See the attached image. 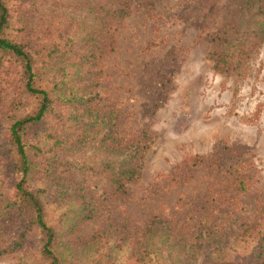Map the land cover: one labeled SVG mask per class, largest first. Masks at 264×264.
<instances>
[{
  "label": "trees",
  "instance_id": "1",
  "mask_svg": "<svg viewBox=\"0 0 264 264\" xmlns=\"http://www.w3.org/2000/svg\"><path fill=\"white\" fill-rule=\"evenodd\" d=\"M35 1L0 0V85H15L17 94L0 117V256L13 254L19 264H87L92 249L115 238L110 246L125 247V264H222L224 249L235 242L252 247L238 264H264V204L257 220L240 223L238 233L229 209L214 216L219 199L236 205L237 195L250 188L242 144L190 155L175 166L168 175L174 182L189 181L205 162L222 171V189L207 187L203 205L181 218L158 212L137 225L109 219L92 235L79 234L104 201L128 197L154 141L146 127L122 129L114 100L98 88L104 57L116 46L114 19L132 7L150 15L155 3L81 0L76 11L88 23L76 13H56L35 35L26 32L18 10L28 4L34 12ZM228 9L222 27L207 36L208 58L225 77L247 72L264 44V0H230ZM159 105L156 99L153 110ZM88 177L105 181V190L85 185ZM109 259L105 263L113 264Z\"/></svg>",
  "mask_w": 264,
  "mask_h": 264
},
{
  "label": "rangeland",
  "instance_id": "2",
  "mask_svg": "<svg viewBox=\"0 0 264 264\" xmlns=\"http://www.w3.org/2000/svg\"><path fill=\"white\" fill-rule=\"evenodd\" d=\"M80 2L36 0L34 12L29 11L28 4L18 10L22 11L26 32L36 35L48 23L44 19L56 13H76L88 23L87 15L76 11ZM229 2L154 0L150 15L132 7L128 14L114 19L116 46L104 57V76L98 90L114 100L122 129L146 127L154 141L144 155L141 178L129 186L128 197L104 201L95 218L82 225L80 235H92L109 219L137 225L154 213L179 219L189 208L200 207L207 187L217 193L222 189V171L205 162L193 168L189 181L174 182L168 175L187 156H208L225 145L236 144L247 147L240 160H246L244 170L250 188L237 195L236 205L219 199V212L214 216L228 209L233 212L236 219L231 224L236 233L240 223L257 220L264 204V44L254 53L247 72L225 77L214 71L207 36L222 27L230 13ZM30 40L37 41L33 35ZM160 75L165 78H158ZM0 87L6 98L0 104L1 117L17 94L15 85ZM156 99L160 105L153 110ZM67 175L77 176L75 171ZM85 185L105 190V181L98 177H88ZM114 239L92 249L87 264L105 263L108 257L109 263L125 264V247L112 249ZM102 247L108 248L104 252ZM251 248L242 242L227 246L222 264L244 263ZM0 264L19 261L13 254H5L0 256Z\"/></svg>",
  "mask_w": 264,
  "mask_h": 264
}]
</instances>
